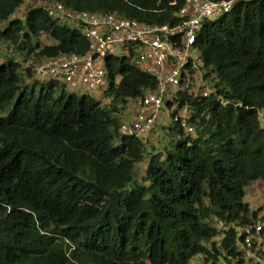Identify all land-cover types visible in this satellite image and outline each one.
<instances>
[{
    "label": "trees",
    "instance_id": "trees-1",
    "mask_svg": "<svg viewBox=\"0 0 264 264\" xmlns=\"http://www.w3.org/2000/svg\"><path fill=\"white\" fill-rule=\"evenodd\" d=\"M23 1L0 0V39L45 59L82 56L87 40L42 4L173 25L182 3L27 0L23 19H10ZM39 35L52 43L40 46ZM194 46L212 93L186 100L191 135L170 120L185 94L174 107L164 103L167 131L177 137L148 156L139 183L133 169L144 144L118 134L115 113L155 89L149 75L106 57L108 91L119 105L103 108L59 82L21 87L19 63L0 62V264H186L197 254L215 261L210 222L255 220L243 199L252 183L264 184V0L240 1L204 23Z\"/></svg>",
    "mask_w": 264,
    "mask_h": 264
},
{
    "label": "built area",
    "instance_id": "built-area-1",
    "mask_svg": "<svg viewBox=\"0 0 264 264\" xmlns=\"http://www.w3.org/2000/svg\"><path fill=\"white\" fill-rule=\"evenodd\" d=\"M240 1L246 0H181L173 25L146 24L114 13L76 11L59 3L42 4L47 16L81 32L87 51L82 56L70 53L46 58L35 69V78L41 83L54 81L81 89L100 107L117 106L114 91H108L110 82L103 63L106 57L125 59L149 75L156 87L123 105L118 134L136 138L147 134L164 103L169 101L174 107L177 93H184L182 107L170 120L191 135L194 127L187 123L186 100L204 99L212 93L194 46L196 35L204 23L228 13ZM113 85L115 88V80ZM257 209L255 220L242 226L213 219L209 226L217 231L211 239L216 260L197 254L186 264H264V200ZM227 232L232 233L231 239H225Z\"/></svg>",
    "mask_w": 264,
    "mask_h": 264
},
{
    "label": "rangeland",
    "instance_id": "rangeland-1",
    "mask_svg": "<svg viewBox=\"0 0 264 264\" xmlns=\"http://www.w3.org/2000/svg\"><path fill=\"white\" fill-rule=\"evenodd\" d=\"M32 5V2H29L27 0H24L22 4L18 7V9L10 16V19H23L24 12L26 9ZM35 5V4H34ZM5 22H0V30L3 28ZM37 41L40 46H47L52 43L51 39H49L45 35H39L37 37ZM12 58L20 65V86H30L36 81V75H35V69L45 63V58H37L35 56V52H31L26 54L22 51H16L13 50L12 47L7 44L6 42L2 41L0 39V62ZM28 70L31 73V77L28 78L25 76L26 71ZM68 91H72L75 93V95L80 96L82 94H86L81 89H71L70 87H67ZM123 111H120L118 113H115L118 117L119 121L121 120V115L124 113ZM5 113L1 114L4 115ZM262 111L258 113V122L260 128L264 129V122L261 119ZM169 122L167 117L165 116V113H161V115L158 117V119L154 122V125L152 127V130L150 133L144 134L139 137V139L144 144V149L142 153V160L134 165L133 169V181L134 183H139L141 181V175L145 167V161L147 160L148 156L150 154H153L158 151H162V149L166 146L170 145V141L175 139L177 137V134H170L167 131V126ZM264 184L260 182L252 183L246 190L244 195V202L247 204L248 209L255 211L257 208L261 205L262 201L264 200V191L263 186Z\"/></svg>",
    "mask_w": 264,
    "mask_h": 264
}]
</instances>
